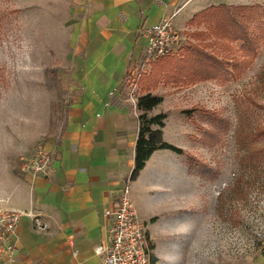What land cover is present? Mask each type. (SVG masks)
I'll return each instance as SVG.
<instances>
[{"label":"rangeland","instance_id":"obj_1","mask_svg":"<svg viewBox=\"0 0 264 264\" xmlns=\"http://www.w3.org/2000/svg\"><path fill=\"white\" fill-rule=\"evenodd\" d=\"M209 2L264 8V0ZM72 10V0H0L1 179L22 174V162L62 125L77 25ZM190 20L182 29L173 25L184 41L172 56L209 44L205 51L223 61L227 75L162 80L150 91L161 101L148 111L127 101L136 117L165 115L162 127H143L181 150H156L144 179L130 181L131 199L146 226L151 264H264V37L237 76L232 51L241 43L228 45L212 35L213 25ZM247 27L258 31L254 21Z\"/></svg>","mask_w":264,"mask_h":264},{"label":"crops","instance_id":"obj_2","mask_svg":"<svg viewBox=\"0 0 264 264\" xmlns=\"http://www.w3.org/2000/svg\"><path fill=\"white\" fill-rule=\"evenodd\" d=\"M76 22L62 125L46 142L55 157L47 176L0 178V209L30 211L15 230L22 264H103L116 197L134 166L137 117L124 80L146 43L144 30L172 17L185 28L211 0H72ZM144 168L132 183L144 179Z\"/></svg>","mask_w":264,"mask_h":264},{"label":"trees","instance_id":"obj_3","mask_svg":"<svg viewBox=\"0 0 264 264\" xmlns=\"http://www.w3.org/2000/svg\"><path fill=\"white\" fill-rule=\"evenodd\" d=\"M253 21L258 29L255 35L249 33L247 27V24ZM190 23L213 25L212 35L228 45L241 43L236 50L232 51L238 56V59L232 63L233 70H235L233 74L239 76L254 59L258 40L264 37V8L259 5L209 6L195 14ZM197 36L200 37L202 34L198 33ZM209 46V44H204L202 47L190 46L185 48L179 56H165L156 60L151 65L149 74L141 76L139 89L144 95L138 98L137 109L148 111L160 103L161 98L152 95L150 91L155 89L162 80L168 83H182L184 81L225 79L226 67L223 61L205 51V48ZM165 117V115H158L148 120L143 114L137 117L138 136L135 144L134 166L129 176L130 181L137 178L154 151L169 150L181 154L180 149L161 141L160 130L151 131L149 127H143L145 121L162 127L161 122Z\"/></svg>","mask_w":264,"mask_h":264},{"label":"built area","instance_id":"obj_4","mask_svg":"<svg viewBox=\"0 0 264 264\" xmlns=\"http://www.w3.org/2000/svg\"><path fill=\"white\" fill-rule=\"evenodd\" d=\"M171 18H163L155 27L144 30L146 43L142 56L126 73L127 101L134 107L138 100L137 82L141 75L149 71L151 63L177 53L182 47L184 38L173 26ZM54 157L53 148L38 145L32 156L22 162L19 170L32 180L47 176ZM103 215L113 219L108 245L95 250L97 255H102L103 264H151L146 226L135 211L129 178L117 194L115 207L106 209ZM23 216L32 218L37 228L44 229L30 211L0 209V264H22L17 261L13 239L16 227Z\"/></svg>","mask_w":264,"mask_h":264}]
</instances>
